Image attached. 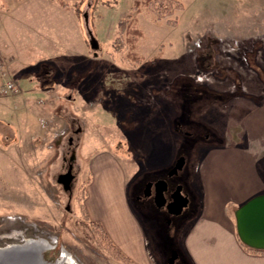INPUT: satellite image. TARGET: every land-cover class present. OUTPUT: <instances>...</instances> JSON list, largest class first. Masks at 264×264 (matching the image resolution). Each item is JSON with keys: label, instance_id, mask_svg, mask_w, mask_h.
<instances>
[{"label": "rangeland", "instance_id": "obj_1", "mask_svg": "<svg viewBox=\"0 0 264 264\" xmlns=\"http://www.w3.org/2000/svg\"><path fill=\"white\" fill-rule=\"evenodd\" d=\"M181 1L182 9L158 22L134 0H0V87L11 80L18 88L0 93V247L45 238L52 243L45 256L55 263L65 247L77 264H134L86 207L90 165L106 163L98 181L103 204L95 206L136 229L105 150L123 164L126 205L145 226L149 258L172 264L175 249L173 264L183 262L176 238L198 208L190 179L200 185L206 152L242 140L240 121L264 104V0ZM131 16L144 34L140 60L127 55L120 31ZM72 150L69 191L58 175ZM180 151L187 161L177 178L191 204L170 225L135 194L146 178L166 175ZM148 155L162 166L144 171Z\"/></svg>", "mask_w": 264, "mask_h": 264}, {"label": "crops", "instance_id": "obj_2", "mask_svg": "<svg viewBox=\"0 0 264 264\" xmlns=\"http://www.w3.org/2000/svg\"><path fill=\"white\" fill-rule=\"evenodd\" d=\"M239 125L242 126V131L240 130L238 136L242 140L210 147L200 162V185L193 182L194 178L192 181L190 179L191 186L198 193V199H195L198 208L187 218L184 226L180 227L176 238V247L186 256L181 264H264L263 253L248 250L243 245L237 234L234 216V211L240 204L264 192V164L260 163L264 157V104L256 106L243 119V124L240 121ZM103 151L100 155L111 162L115 175L110 172L105 179L114 176L112 179L118 186L120 200L125 198L123 207L126 208L129 223L135 225L136 229L129 232L123 223L120 225L114 218H105L102 211L95 206V203L103 204L98 181L107 169L106 163L90 165L93 178L85 199L88 214L92 220L102 223L110 240L134 264H158L147 254L148 235L142 220H138L134 209L126 205L130 200L131 190L127 174L122 170L123 164L110 155L109 151ZM147 157L150 165L145 162L142 168L147 167L144 171L162 166L163 161L149 155Z\"/></svg>", "mask_w": 264, "mask_h": 264}, {"label": "water", "instance_id": "obj_3", "mask_svg": "<svg viewBox=\"0 0 264 264\" xmlns=\"http://www.w3.org/2000/svg\"><path fill=\"white\" fill-rule=\"evenodd\" d=\"M184 164V158L178 160L175 170L181 168ZM74 178L72 167L58 176L65 189L71 188V182ZM162 187L157 191L156 203L158 206L166 205L170 213L178 214L188 204V197L181 192V186H178L172 195V200L167 202L165 197L166 181L159 180ZM236 230L240 240L249 247L264 249V192L256 194L240 204L234 211ZM28 240L22 244H11L0 251V264H56L55 261H49L45 256L44 246L39 243H31ZM175 251L170 262L174 263L177 257Z\"/></svg>", "mask_w": 264, "mask_h": 264}, {"label": "flooded vegetation", "instance_id": "obj_4", "mask_svg": "<svg viewBox=\"0 0 264 264\" xmlns=\"http://www.w3.org/2000/svg\"><path fill=\"white\" fill-rule=\"evenodd\" d=\"M189 134L191 135V133H188V135ZM186 155L187 154L185 152H181L180 151L179 155L176 156L175 162L172 164L171 167L168 168V170L166 172V175L156 176L154 178H146L141 183V185L138 188L137 193L135 194L137 199L139 201H141L143 204H147V205H150L152 207L154 206L158 211H164L165 214L167 215V219H168L170 225L172 224V217H174V216L178 217V216L182 215V213L184 212L185 208H187L191 204L190 194L186 190L185 184L182 181L178 180V178H177V176H179V174L182 172V170L185 167V164H186V161H187ZM182 157L184 158L183 166L181 168H177L175 170V167L177 165L178 160L181 159ZM74 158H75V152H74V150H72L71 151V155H70V159H69L68 164H67V170L65 172L59 173V175L62 174V173H66L70 169V167H72V172L74 173L73 180L75 179L76 172L74 171ZM73 180L71 182V188H72V185H73ZM159 180H165L166 181V190H165L164 194H165V197L167 199V202L172 200V195H173L174 191L176 190V188L178 186H181V192L185 196L188 197L189 201H188V204L184 207V209L180 213H178V214L170 213L166 205H164V206H158L157 205V203H156V194H157V191L162 187V183H157ZM71 188L67 189V190L70 191ZM101 226H103V225H101ZM168 228H169L168 230L172 229L170 227H168ZM102 229H104V228H102ZM103 232H106V230L104 229ZM106 235L108 236L107 232H106ZM175 251L177 252V250H175V249L171 251L170 256H169L170 260H171V258H172V256H173ZM62 252H63V249L61 250V254L60 255H62ZM178 255H177V257H178ZM176 258H175V260H176ZM175 260H174V262H175Z\"/></svg>", "mask_w": 264, "mask_h": 264}, {"label": "trees", "instance_id": "obj_5", "mask_svg": "<svg viewBox=\"0 0 264 264\" xmlns=\"http://www.w3.org/2000/svg\"><path fill=\"white\" fill-rule=\"evenodd\" d=\"M63 5H66L64 1H61ZM134 5L136 6L137 11H140L143 7H147L151 10L152 17L155 21L160 22L162 18L166 16H171L176 10L183 8V3L181 0H134ZM79 12V11H78ZM78 14V13H77ZM79 15V14H78ZM171 24H176V20L169 19ZM138 19L136 16H131L128 20L124 19L120 21V31L125 35V42L128 46L127 55L133 60H140L142 56L137 52V43L141 37L144 36L142 28L138 25ZM124 42V41H123ZM163 54L162 51H159L154 57L156 59L161 58ZM87 215V211L85 210ZM97 228H100L101 225L97 224ZM246 249L259 252L264 254V249H256L247 246L243 243ZM120 255L126 259L127 257L120 252Z\"/></svg>", "mask_w": 264, "mask_h": 264}, {"label": "bare ground", "instance_id": "obj_6", "mask_svg": "<svg viewBox=\"0 0 264 264\" xmlns=\"http://www.w3.org/2000/svg\"><path fill=\"white\" fill-rule=\"evenodd\" d=\"M121 230V229H120ZM28 240H30V241H33V242H31V243H39V245H41V244H43V245H41V246H44V247H46L47 249H49V248H51V246H52V243L49 241V240H47V239H45V238H38V239H32V238H30V239H27L26 240V242L28 241ZM11 245V244H10ZM7 247V246H6ZM9 247V246H8ZM4 248H1L0 247V251L1 250H3ZM68 251V250H67ZM66 250H65V247L63 248V252H64V254L62 255V257L60 258V259H58V262L56 263V264H63V263H67V264H77L76 263V261L68 254V252H67Z\"/></svg>", "mask_w": 264, "mask_h": 264}, {"label": "built area", "instance_id": "obj_7", "mask_svg": "<svg viewBox=\"0 0 264 264\" xmlns=\"http://www.w3.org/2000/svg\"><path fill=\"white\" fill-rule=\"evenodd\" d=\"M4 69H3V64L2 61L0 60V76H4ZM5 84L0 87V93L2 94H14L17 92L18 88L16 84L13 81L7 80V82H4Z\"/></svg>", "mask_w": 264, "mask_h": 264}]
</instances>
